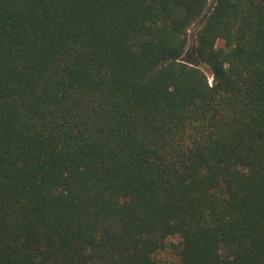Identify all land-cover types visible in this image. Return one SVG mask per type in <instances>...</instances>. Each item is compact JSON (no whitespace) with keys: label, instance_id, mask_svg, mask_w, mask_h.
Segmentation results:
<instances>
[{"label":"trees","instance_id":"16d2710c","mask_svg":"<svg viewBox=\"0 0 264 264\" xmlns=\"http://www.w3.org/2000/svg\"><path fill=\"white\" fill-rule=\"evenodd\" d=\"M208 3L0 0V264H264V0Z\"/></svg>","mask_w":264,"mask_h":264},{"label":"rangeland","instance_id":"374dc122","mask_svg":"<svg viewBox=\"0 0 264 264\" xmlns=\"http://www.w3.org/2000/svg\"><path fill=\"white\" fill-rule=\"evenodd\" d=\"M213 2H214V0H209V3H208V6L209 7H211L212 5H213ZM198 24L196 23V24H194L193 26H191L190 27V29H189V32H188V51H190L191 49H192V47H193V45H194V41H195V35H196V33H197V30H198ZM201 66V65H200ZM201 68L206 72V73H208V79H209V81H211V76L209 75V72H208V70L205 68V67H203V66H201ZM161 258L163 259V260H166V261H173L174 259H173V257L172 256H170L169 254H167V253H163L162 255H161Z\"/></svg>","mask_w":264,"mask_h":264}]
</instances>
